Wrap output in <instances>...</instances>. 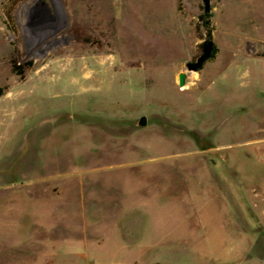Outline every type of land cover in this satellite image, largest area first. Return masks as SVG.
<instances>
[{"label": "rangeland", "instance_id": "obj_1", "mask_svg": "<svg viewBox=\"0 0 264 264\" xmlns=\"http://www.w3.org/2000/svg\"><path fill=\"white\" fill-rule=\"evenodd\" d=\"M11 6L0 264H264V0Z\"/></svg>", "mask_w": 264, "mask_h": 264}, {"label": "water", "instance_id": "obj_2", "mask_svg": "<svg viewBox=\"0 0 264 264\" xmlns=\"http://www.w3.org/2000/svg\"><path fill=\"white\" fill-rule=\"evenodd\" d=\"M203 4V10L204 14L207 18L206 24L211 23L212 18H213V8L211 6L212 0H200ZM215 41L213 38V33L210 31L208 33V36L206 40L204 41L202 45V53L194 60H190L186 63L185 70L180 72L179 74V85L181 87H184L187 84V80L190 76L189 72L191 71H199L205 66L207 61L211 59L213 51H214V45ZM140 125H145L147 124V117L142 116L140 118Z\"/></svg>", "mask_w": 264, "mask_h": 264}, {"label": "trees", "instance_id": "obj_3", "mask_svg": "<svg viewBox=\"0 0 264 264\" xmlns=\"http://www.w3.org/2000/svg\"><path fill=\"white\" fill-rule=\"evenodd\" d=\"M20 1L21 0H9V2L11 3L12 6H11L10 10L7 12V16H8V19L7 20H8V25H9L10 29H12L13 31L16 30L15 26L13 24L12 25L9 24V21H11L12 23H14V19H15L14 16H13V11L11 9H13V7H15L16 4H18ZM200 19L203 22L202 24L210 32L211 31V26H210V23L206 24L207 23L206 22L207 18H206V16H205L204 13L200 16ZM217 52H218V46H217V44H215L214 45V51H213V54H212V57H211L212 59L216 57ZM12 71L15 74L23 77L25 75V66L24 65H20V64L13 63L12 64ZM6 90H7V86H3V85L0 84V97L3 96V95H5Z\"/></svg>", "mask_w": 264, "mask_h": 264}]
</instances>
